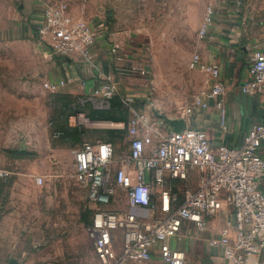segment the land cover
Wrapping results in <instances>:
<instances>
[{"label": "rangeland", "instance_id": "obj_1", "mask_svg": "<svg viewBox=\"0 0 264 264\" xmlns=\"http://www.w3.org/2000/svg\"><path fill=\"white\" fill-rule=\"evenodd\" d=\"M62 1L97 35L144 41L150 74L141 98L148 113L173 118L192 106L209 77L194 57L210 0H0V169L15 173L14 181H0V215L11 209L20 214L21 264L31 259L33 264H101L88 235L98 207L76 180L75 157L86 144L113 143V178L131 144L123 128L131 113L120 97L47 87L61 81L74 61L23 37L22 22ZM175 186L181 193L190 184ZM114 189V202L104 209L130 212L125 190ZM114 238L122 249L123 233Z\"/></svg>", "mask_w": 264, "mask_h": 264}, {"label": "built area", "instance_id": "obj_2", "mask_svg": "<svg viewBox=\"0 0 264 264\" xmlns=\"http://www.w3.org/2000/svg\"><path fill=\"white\" fill-rule=\"evenodd\" d=\"M216 15V5H207L199 39L214 40L210 26ZM22 27L23 37L36 40L62 58L80 54L89 60L98 38L89 24L72 17L65 2L46 4ZM114 53L122 55L118 48ZM194 59L200 61L197 55ZM148 63L146 59L123 73L147 77ZM201 66L212 85L195 97L191 107L176 111L172 119L185 121L182 131L172 132L169 125L156 123L147 111L133 113L123 124L131 136L130 150L113 178L115 148L111 143L86 144L77 152L76 180L87 189L89 202L98 207L88 235L101 264H187L183 234L203 238L209 221L224 207L231 210L233 228H223L218 237L209 238L208 248L225 264H264V116L244 134L239 146L213 141L193 117L196 111H208L213 102L227 132L226 85L216 66ZM69 82L72 79L47 87L57 92ZM239 91L262 100L264 108V46L253 48L249 77ZM118 92L117 86H110L103 95L117 96ZM138 99L128 97L125 105L131 109ZM14 177L13 171L0 169V181ZM36 182L42 185L44 180L38 177ZM176 183L190 187L179 193ZM114 188L125 190L130 212L104 209L114 202ZM157 212L165 217H154ZM118 231L123 233L120 252L114 238ZM212 256L207 264H212Z\"/></svg>", "mask_w": 264, "mask_h": 264}, {"label": "crops", "instance_id": "obj_3", "mask_svg": "<svg viewBox=\"0 0 264 264\" xmlns=\"http://www.w3.org/2000/svg\"><path fill=\"white\" fill-rule=\"evenodd\" d=\"M210 4L217 7L216 18L210 26L214 40L198 39L196 50L201 64L216 66L220 70L221 80L226 85L224 102L228 114L226 124L228 131L223 129L219 112L214 108L213 102L208 111H196L193 122L207 129L213 141L239 146L244 134L260 123L264 116L262 100L245 96L239 91V86L249 77L253 48L264 46V0H210L207 5ZM26 21L24 20L22 24ZM116 37L98 32L90 59L85 60L80 54L67 57L66 62L74 61V64L65 67L67 71L61 80L72 79V82L66 85L70 88L68 90L70 94L103 95L104 89L117 86L119 88L117 96L124 105L128 97L139 98L129 109L132 116L133 113L145 111L146 105L142 100L144 98H141L146 92L143 88L145 77L123 72L125 68L135 67L139 62L146 60L147 52L144 41L140 38ZM115 48H118L122 55H116ZM206 85L205 89L212 85L209 77ZM14 178L2 182H12ZM262 189L264 190V184ZM157 213L154 216L156 218H158ZM149 215L151 216L152 213ZM21 223L17 210L11 209L6 214L0 215V264L23 262L17 255L21 250L19 230ZM233 224L231 210L224 207L209 221L208 232L203 238L196 240L193 235L185 232L182 248L187 252V264L204 262L207 264L212 255L210 258L212 264H225L219 256H214L217 253L208 248L207 241L209 238L218 237L223 228L232 229ZM117 251L120 252L121 249ZM31 263H34L32 259L26 264Z\"/></svg>", "mask_w": 264, "mask_h": 264}, {"label": "water", "instance_id": "obj_4", "mask_svg": "<svg viewBox=\"0 0 264 264\" xmlns=\"http://www.w3.org/2000/svg\"><path fill=\"white\" fill-rule=\"evenodd\" d=\"M154 115L162 120L163 124H167L170 126L172 132H180L185 128V121L184 120H175V119H168L165 116L154 112Z\"/></svg>", "mask_w": 264, "mask_h": 264}, {"label": "trees", "instance_id": "obj_5", "mask_svg": "<svg viewBox=\"0 0 264 264\" xmlns=\"http://www.w3.org/2000/svg\"><path fill=\"white\" fill-rule=\"evenodd\" d=\"M102 142H104V141H102ZM108 143H111V142H108ZM112 145H113V143H111ZM114 146V145H113ZM176 190V189H175Z\"/></svg>", "mask_w": 264, "mask_h": 264}]
</instances>
